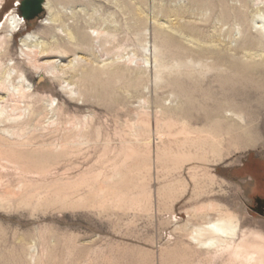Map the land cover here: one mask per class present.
<instances>
[{
    "label": "rangeland",
    "instance_id": "obj_1",
    "mask_svg": "<svg viewBox=\"0 0 264 264\" xmlns=\"http://www.w3.org/2000/svg\"><path fill=\"white\" fill-rule=\"evenodd\" d=\"M20 1L0 264H264V0Z\"/></svg>",
    "mask_w": 264,
    "mask_h": 264
},
{
    "label": "bare ground",
    "instance_id": "obj_2",
    "mask_svg": "<svg viewBox=\"0 0 264 264\" xmlns=\"http://www.w3.org/2000/svg\"><path fill=\"white\" fill-rule=\"evenodd\" d=\"M48 7V1L45 0V8ZM24 20L18 16V14H12L11 17H9L7 19V24L9 26V36H11L12 33L18 31V29L22 26ZM46 24V23H44ZM33 41V35L31 33L23 36L20 40V44L22 47H25L27 46L29 43H31ZM264 80V79H263ZM216 81V80H215ZM250 81V80H249ZM264 84V83H263ZM232 88V87H231ZM229 89V87H228ZM255 94H259L257 93V91H255ZM227 112V111H226ZM231 113H226V116H230ZM235 116V115H234ZM233 117V116H232ZM244 136V135H243ZM246 136H244L245 138ZM244 140V139H243ZM247 140V139H246ZM219 225H215V224H212V225H208L206 226L207 229H211L213 230V232H219Z\"/></svg>",
    "mask_w": 264,
    "mask_h": 264
},
{
    "label": "water",
    "instance_id": "obj_3",
    "mask_svg": "<svg viewBox=\"0 0 264 264\" xmlns=\"http://www.w3.org/2000/svg\"><path fill=\"white\" fill-rule=\"evenodd\" d=\"M45 10V0H21L18 7V16L24 21L38 18Z\"/></svg>",
    "mask_w": 264,
    "mask_h": 264
}]
</instances>
